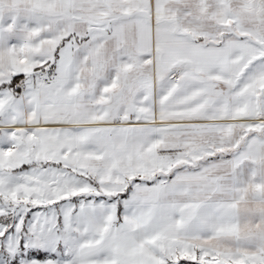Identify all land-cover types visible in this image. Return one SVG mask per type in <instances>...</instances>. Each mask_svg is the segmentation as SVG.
<instances>
[{"label": "snow or ice", "instance_id": "1", "mask_svg": "<svg viewBox=\"0 0 264 264\" xmlns=\"http://www.w3.org/2000/svg\"><path fill=\"white\" fill-rule=\"evenodd\" d=\"M0 264H264V0H0Z\"/></svg>", "mask_w": 264, "mask_h": 264}]
</instances>
